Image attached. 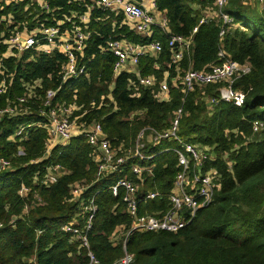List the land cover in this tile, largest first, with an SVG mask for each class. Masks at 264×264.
I'll list each match as a JSON object with an SVG mask.
<instances>
[{
    "label": "trees",
    "instance_id": "1",
    "mask_svg": "<svg viewBox=\"0 0 264 264\" xmlns=\"http://www.w3.org/2000/svg\"><path fill=\"white\" fill-rule=\"evenodd\" d=\"M46 1L48 11L28 0L4 6L0 9V35L6 38L16 24L20 31L28 32L86 11L71 0ZM214 1L154 0L158 13L167 20L169 34L192 37L190 50L182 61L167 67V37L155 32L152 39L161 42L162 52L157 59L143 57L136 69L139 76H152L156 82L167 72L169 101L159 102L152 97L157 84L152 89L141 88L140 95L133 97L130 82H135L136 76L114 74L115 58L100 53V47L108 40L145 43L149 39L121 25V15L101 9L91 11L86 29L91 34L84 48L89 77L62 83L54 99L55 103L74 105L72 118H77L84 128L99 123L117 155L134 149L143 128L150 127L158 133L170 129L175 112L182 109L176 135L211 157L208 167L219 175V188L212 203L176 233L130 234L125 247L133 255L132 264H264V13L249 7L248 0H228L225 12L233 18V24L221 38L220 27L214 22L199 24L205 12L213 9ZM194 28L197 30L192 34ZM220 50L226 58L250 66V72L234 83L246 96L240 108L227 103L208 105V98L217 95L219 84L195 85L186 95L181 92L182 72L220 64ZM3 51L0 45V52ZM34 54L30 51L3 60L6 75L11 77L6 95H0V109L24 92L23 84L40 81L35 91L43 97L46 90L56 89L61 83L59 66L63 57L57 53ZM39 105L37 101L27 113L0 119V155L13 164L11 167L15 166L0 177V264H87L86 250L60 226L77 215L80 219L85 216L84 207L93 195L98 210L88 233L90 251L100 264H114L124 251L123 245L114 244L110 236L117 227L129 228L131 219L124 212L122 191L114 197L110 187L124 175L135 178L127 168L95 182L99 152L81 136L56 145L41 159L48 134L36 126L42 121L35 114ZM255 121L262 128L254 133ZM22 126L26 130L16 136V129ZM141 140L144 154L155 157L149 161L132 159L128 165H154L153 176L145 178L139 193L161 194L162 197L140 205V215L154 214L165 210V195L178 171L176 155L159 152L177 145L168 140L151 147L149 132ZM53 165L61 166L63 174L55 184L45 186L46 169ZM22 185L29 189L24 198L18 195ZM75 187L84 188L80 195L71 193ZM35 196L40 201L36 202ZM26 203L32 206L29 212L24 211Z\"/></svg>",
    "mask_w": 264,
    "mask_h": 264
},
{
    "label": "built area",
    "instance_id": "2",
    "mask_svg": "<svg viewBox=\"0 0 264 264\" xmlns=\"http://www.w3.org/2000/svg\"><path fill=\"white\" fill-rule=\"evenodd\" d=\"M27 0H0V9L11 4L23 3ZM78 2L80 6L85 7L83 13H72L70 16H64L51 26H41L40 28L30 31H20L19 24L10 30L5 38L0 35V45L4 47V51L0 52V95H6L10 81V74L6 75V69L3 66V60L11 56H20L24 53L33 51L35 56L40 54L52 56L55 53L63 57V62L59 66V77L61 83L56 89H48L44 96L40 97L36 93V88L40 85V81L33 84H23L24 92L16 95L10 100L4 108L0 109V119L4 115L14 117L20 113L27 111L40 101L35 114L42 121L36 124L39 128H44L48 134V141L45 144V155L48 156L50 151L58 144H67L73 137H85L91 148H95L99 153L98 164L95 175V182L106 175L120 173L129 168L132 176L124 175L118 179L115 184L110 187V191L114 197L118 196L122 191L121 197L124 212L131 219L128 228V235L141 232H167L176 233L188 225H190L197 216V213L208 207L214 197L216 189L219 188V175L216 169L208 167L211 157L209 154L200 150L196 146L187 143L178 138L176 135L178 122L182 116V109L175 112L174 119L170 129L158 133L153 128L146 127L139 131L135 147L131 152L117 155L109 146V142L103 134L102 126L99 123H93L89 127H83L78 124V132L74 133V122L72 113L76 110L74 105H64L55 103L54 99L57 92L61 88L62 83L68 80H77L80 78H88L86 61L84 59V48L91 34L86 31L89 22V15L93 9H101L118 16L121 15V25L128 27L135 35L144 39H149L145 43H133L126 39L108 40L100 47V53H109L115 58L113 72L118 75L121 72L134 74L135 82H130L133 89V97H138L140 91L138 89H152L156 84L157 91H152V97L159 102L169 101V87L166 83L168 77L167 72L163 74V80L156 82L152 76L141 77L137 73V67L143 57L157 59L162 52V44L157 39H152L154 33L157 32L167 37V47L169 49V62L167 67L171 65L177 66L182 61L184 55L189 52L191 45V36L184 38L177 35L169 34V28L166 18L156 11L150 12L141 2L130 0H71ZM31 4H36L41 10L48 11V1L46 0H28ZM228 0H215L211 12L206 16H202L199 24L214 22L220 27L219 36L222 38L228 28L233 24V18L225 12ZM253 5L260 13H264V0H252ZM152 8L156 10L155 3L152 2ZM194 28L192 34L196 32ZM3 37V38H2ZM33 55V56H34ZM31 56V59L33 58ZM220 64L214 65L206 70L187 69L183 71L180 79L181 92L186 95L193 91L194 86L219 84L217 95L208 98L207 102L210 107L219 103L231 104L240 108L245 102V93L234 87V83L242 76L250 72V66L247 64H239L225 57L224 52L220 50L217 53ZM158 68V65L155 64ZM262 128L260 122L252 123V131L258 132ZM26 127L22 126L16 129L15 135L20 136ZM149 132L151 136V147H157L161 141L172 140L176 142V147L161 150L159 153H174L177 159L178 171L172 182L171 189L165 195L166 208L163 211H156L154 214L144 212L139 214L140 205L148 201L162 197L158 192H148L139 196L140 187L146 177L153 176L154 165L141 166L138 163L128 165L132 159L138 161H149L155 155L148 156L144 154L145 145L142 143L143 136ZM141 140V142H140ZM157 155V154H156ZM33 163H37L34 161ZM11 162L0 155V177L3 173L9 172ZM129 166V167H128ZM63 174L61 166L53 165L46 169L43 184L50 186L55 184ZM84 188H74L71 193L80 195ZM29 189L21 186L18 195L22 198L26 196ZM97 194V192H96ZM95 195H93L84 207L85 216H75L71 222L60 226V230L70 234L79 241L82 249L86 250L87 264H100L90 251L88 242V233L93 228V221L97 213V205L95 203ZM24 211H28L25 205ZM81 221L82 226H79ZM3 226L0 224V228ZM124 239L123 257L114 264H129L133 261V255L126 251Z\"/></svg>",
    "mask_w": 264,
    "mask_h": 264
},
{
    "label": "rangeland",
    "instance_id": "3",
    "mask_svg": "<svg viewBox=\"0 0 264 264\" xmlns=\"http://www.w3.org/2000/svg\"><path fill=\"white\" fill-rule=\"evenodd\" d=\"M248 2H249V7H251V8H256L254 5H253V2H252V0H248ZM209 12H211V10H209V11H206L205 12V14H204V16H206V15H208V13ZM164 77V76H163ZM161 80H163V78L161 79ZM160 80V81H161ZM166 83H167V79H166ZM139 91L141 90V89H138ZM73 122H74V128H73V132L74 133H77L78 132V122H77V120H75V119H73ZM126 152H131V150L130 149H128ZM18 154L19 155H21L22 154V152L20 151V152H18ZM122 154H124L123 152H122ZM44 157H45V154H44V156L41 158V159H44ZM41 159H39V160H37V161H40ZM13 165V164H12ZM15 167V166H14ZM14 167H11V169L10 170H13L14 169ZM25 197V196H24ZM34 199H36V202H38V201H40V199L38 198V196H35V198ZM35 201V200H34ZM27 204V203H26ZM27 206H28V212L30 211V209L32 208V206L31 205H29V204H27ZM25 207V206H24ZM94 222V221H93ZM128 228L127 229H124V227H121V228H116V230L112 233V235L110 236V240L114 243V244H121V246L122 245H124V239L127 237V235H128ZM133 260H134V258H133ZM133 262V261H132ZM132 262H130L129 264H132Z\"/></svg>",
    "mask_w": 264,
    "mask_h": 264
},
{
    "label": "crops",
    "instance_id": "4",
    "mask_svg": "<svg viewBox=\"0 0 264 264\" xmlns=\"http://www.w3.org/2000/svg\"><path fill=\"white\" fill-rule=\"evenodd\" d=\"M130 1L141 2L152 13H155L157 11V9L155 10L151 6V4H152V2H154V0H130Z\"/></svg>",
    "mask_w": 264,
    "mask_h": 264
}]
</instances>
